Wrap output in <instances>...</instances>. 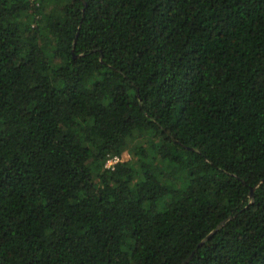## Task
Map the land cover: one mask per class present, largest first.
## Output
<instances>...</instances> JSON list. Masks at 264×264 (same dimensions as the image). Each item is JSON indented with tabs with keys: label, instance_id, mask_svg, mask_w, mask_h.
I'll return each instance as SVG.
<instances>
[{
	"label": "trees",
	"instance_id": "trees-1",
	"mask_svg": "<svg viewBox=\"0 0 264 264\" xmlns=\"http://www.w3.org/2000/svg\"><path fill=\"white\" fill-rule=\"evenodd\" d=\"M188 257L264 264V0H0V264Z\"/></svg>",
	"mask_w": 264,
	"mask_h": 264
},
{
	"label": "built area",
	"instance_id": "built-area-1",
	"mask_svg": "<svg viewBox=\"0 0 264 264\" xmlns=\"http://www.w3.org/2000/svg\"><path fill=\"white\" fill-rule=\"evenodd\" d=\"M124 161L120 154L109 155L104 163V168L112 170L119 162Z\"/></svg>",
	"mask_w": 264,
	"mask_h": 264
},
{
	"label": "rangeland",
	"instance_id": "rangeland-1",
	"mask_svg": "<svg viewBox=\"0 0 264 264\" xmlns=\"http://www.w3.org/2000/svg\"><path fill=\"white\" fill-rule=\"evenodd\" d=\"M121 155V158L124 160V161H127L128 159H130V154L127 151H124L123 153L120 154Z\"/></svg>",
	"mask_w": 264,
	"mask_h": 264
},
{
	"label": "water",
	"instance_id": "water-1",
	"mask_svg": "<svg viewBox=\"0 0 264 264\" xmlns=\"http://www.w3.org/2000/svg\"><path fill=\"white\" fill-rule=\"evenodd\" d=\"M250 198H253V188H250ZM211 235V233L206 237V238H208L209 236ZM205 238V239H206ZM204 241V240H203ZM202 241V242H203ZM188 259H189V257L188 258H186L181 264H186V262L188 261Z\"/></svg>",
	"mask_w": 264,
	"mask_h": 264
}]
</instances>
